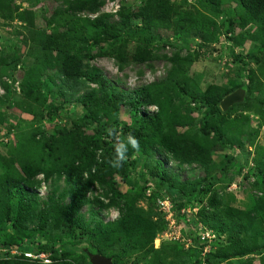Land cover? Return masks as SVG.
<instances>
[{"label": "rangeland", "instance_id": "1", "mask_svg": "<svg viewBox=\"0 0 264 264\" xmlns=\"http://www.w3.org/2000/svg\"><path fill=\"white\" fill-rule=\"evenodd\" d=\"M7 1L10 2V7L4 11L0 9V104L2 103L0 112L5 119L0 125V181L6 175L8 165L15 163L22 155L26 159L25 163L41 165L49 174L48 178L45 174L37 175L35 178L38 184L36 193L39 203L46 202L48 197L56 192V202L65 207L72 203L76 187L83 182L76 175L68 180L66 175L62 176L59 172L66 166H79L81 170L90 171L107 150L103 142L111 146L116 143V139L115 143H112V139L107 138L101 128V124L112 123L114 117L91 119L92 116L82 107L80 101L82 95L96 87L88 84L86 79L67 83L59 71L56 54L49 55L41 49V37L52 34L55 29L65 32L58 27L62 22L61 18L76 19L85 23L109 15L111 23L118 22L120 20L118 13L123 8L137 10L142 7L145 0H107L97 17L87 13L79 15L68 13L67 0ZM191 1L192 7L201 10L215 21L218 32L212 43H207L196 32L189 36L176 37L172 32L154 31L153 36L158 42L149 47L152 62L146 65H121L113 59L83 58L84 73L99 69L112 85L124 92L145 89L174 75L175 80L181 82L188 92L184 94L176 85L170 83L172 108L179 111L174 119L176 130L182 136L202 140L201 121L204 109L194 104L191 98L195 95L205 96L213 85L230 88L246 85L244 84L246 80L241 79L240 75L243 74L240 72H245L244 75L247 76L251 70H256L255 63L250 61L249 57L264 55L262 47L264 39L260 37L259 29L255 25L245 30L238 26L239 5L236 0H224L218 17L211 14L204 0ZM171 2L179 5L186 1ZM15 7L20 9V13L30 11L35 15V29H30L19 21L17 14L14 13ZM135 26L139 27V22H136ZM136 40L141 38L136 36L131 39L126 49L127 54L134 53ZM166 43L167 47H164ZM188 43L189 45H186ZM199 45H203V48ZM77 52L81 56L98 55L101 50L89 41L80 44ZM197 57L200 58L196 60ZM237 57L244 59L242 71L235 62ZM177 58L191 60V63L175 64L173 61ZM180 67L186 69L184 73L180 71ZM247 98L246 94L245 100ZM156 111V107L148 108L149 113L154 114ZM99 116L103 117V114L100 113ZM85 117H89V125L83 121ZM243 117L246 120H243ZM118 120L119 129L127 126L138 130L142 125L139 115L127 107L121 108ZM227 123H234L239 131L230 125H223L225 138L233 145L232 147L229 145L223 147L213 139L209 140L212 163L208 167V173L200 165H182L176 162L164 149L151 142L152 137L138 139L139 150L129 146L126 160L132 162L133 166L129 169L127 179H124L105 159L106 167H102L100 171L102 172L100 180L103 184L95 182L90 185L88 200L81 209V214L92 227L95 221L108 224L119 220L128 207L129 209L136 207L148 214L159 215L161 212L156 209L157 201L167 198L168 195L157 191L151 172L157 168V163H162L181 183L205 179H210L211 183L207 185L209 189L207 195H198L192 203L187 204L189 207L185 209L183 218L175 216L168 222L167 216L165 218L162 213L157 216L159 223L161 224L164 219L162 222H165L166 226L163 225L165 232L155 240L154 249L158 250L164 244H172L178 245V252L183 251L182 249L188 251L183 242L176 244L161 242L160 238L170 232L171 224L175 223L174 219L178 224L175 232L181 233V239L190 238L189 228L198 234L211 225L209 228L215 232L217 244H223L230 236L222 234L224 224L214 220L211 215H209L211 219L208 217V213L213 211L209 203L215 196L217 202L246 211L261 197L257 183L260 179L258 171L260 168L264 169V109L259 110L253 103L250 111L241 108L232 113ZM117 134L121 138L126 137ZM148 144H154V148H149ZM45 146L52 149L51 155ZM17 168L19 169L18 164ZM42 176L46 181L44 189L41 184ZM106 183H111L118 194L113 204ZM150 191L155 193L153 198L148 197ZM189 192L187 187L186 193ZM181 202L187 203L186 199ZM202 207L207 208V211L201 212ZM175 214L177 215L176 211ZM37 216L38 210L32 214L29 222L27 220L22 222L19 233L14 232L13 222L4 220L0 224V264H36L24 261L26 260L24 254L35 255L37 254L35 251L40 248L46 249L45 253L51 256L53 264L56 261L90 264V260L83 256V253L88 251L87 245L74 248L75 241L68 236L55 233L53 228L37 231ZM27 235L30 239L25 238ZM9 244L20 247L21 251L16 255L12 253L15 251L14 248L10 251L5 250ZM64 249L71 255L61 254ZM54 252L58 254L57 258ZM214 252L212 249V253ZM248 259L252 257L244 261ZM120 260L119 257L118 264L131 263H122ZM239 262L240 260L234 261L236 264ZM253 262L261 264L259 258H255Z\"/></svg>", "mask_w": 264, "mask_h": 264}, {"label": "trees", "instance_id": "2", "mask_svg": "<svg viewBox=\"0 0 264 264\" xmlns=\"http://www.w3.org/2000/svg\"><path fill=\"white\" fill-rule=\"evenodd\" d=\"M106 1L67 0V12L73 15L87 13L97 17ZM236 1L239 5L238 26L245 30L249 26L255 25L259 29L260 37L264 39V0ZM204 2L211 14L218 17L224 0H204ZM0 3L2 4L0 9L3 11L10 7V2L7 0H0ZM19 10L15 7L14 13L17 14L19 21L25 23L28 28L35 29V15L30 11L20 13ZM118 16L120 20L115 23L109 21V15H103L94 21L88 20L85 23L76 19L61 18L62 22L58 27L65 32L55 29L52 34L41 37V49L49 55L56 54L59 71L67 83H76L81 79H86L88 84L96 87V89L82 95L80 103L92 116L91 119H103L105 116L114 117L112 123L101 124L104 134L106 133V137L112 139V143H115V137L108 135V129H113L116 133L125 136L131 133L139 140L152 137L151 142L164 149L176 162L182 165H200L208 173V167L212 163L209 140L213 139L223 147L233 146L226 140L223 132V125H230L239 131L238 126L234 123H227V119L231 117L232 113L241 108L250 111L253 103L257 105L259 110L264 109V55L249 57V60L255 63L256 70H251L247 76L241 69L244 59L235 58V62L242 71L240 73L243 74L240 77L242 80H246L244 83L246 85L243 87L230 88L229 86L213 85L205 96L195 95L191 98L194 104H198L204 109V116L201 121L202 140L185 137L180 135L176 130L177 127H175L174 119L179 111L172 108L170 83L176 85L184 94L188 92L181 82L175 80L174 75L166 81L145 89L124 92L112 85L99 69H93L87 74L84 73L83 58L113 59L121 65H146L153 60L149 47L158 42V39L153 36L154 31L172 32L176 37L189 36L196 32L207 43H212L218 32L215 21L187 2L178 5L171 0H145L142 7L137 10L132 11L123 8ZM136 22H139V27L135 26ZM136 36H139L141 40H136L137 45L134 53L127 54L126 49L131 43V39ZM89 41L100 48L101 53L84 56L77 54L80 44ZM167 44H164V47H167ZM105 46L109 48L107 49ZM199 47L203 48V45H199ZM262 47L264 49V41ZM199 58L197 57L196 60ZM173 62L184 65L191 63V60L177 58ZM185 70V68L180 67V71L183 73ZM239 89H244L248 98L244 103L235 105L227 112H223L221 103ZM152 106L157 108L154 114L148 112V108ZM123 107L129 108L139 115L142 123L140 129L127 126L119 129L118 114ZM100 113L103 114V117L99 116ZM243 120L246 118L243 117ZM4 121V115L0 112V125ZM83 121L87 125L90 124L89 117H85ZM103 143L107 147L103 155L105 158L97 161L90 171L81 170L79 166H66L59 172L62 176L66 175L68 180L76 175L83 182L76 187L72 203L65 207L56 202V192H53L46 202L39 203L36 193L38 184L35 182V178L40 174L49 177L43 166L25 163L26 159L22 155L15 160V163L12 162L8 165L6 175L0 181V224L4 220L13 222L14 232L19 233L22 222L24 220L29 222L32 214L38 210L37 231L53 228L55 233L68 236L75 241L74 248L87 245L88 251L84 252L83 256L88 259V253H90L108 257L113 260L114 264H118L117 259L119 257L122 263L131 262L129 264H201L200 248L203 247L199 242L198 234L190 228L188 235L193 247L187 249L188 251L182 249L183 251L178 252V245L172 244H164L160 249H154L155 240L165 232L164 226H166L165 222H162L164 219H161L162 226L157 220V216L161 215L160 212L159 215H154L136 207L130 209L126 207V212L122 214L119 220L108 224L95 221L94 227L85 219V216L81 214V209L88 200L90 185L95 182L103 184L100 180L101 168L106 167L105 159L110 162L115 155V144L111 146L109 143ZM153 145L148 144L151 149L154 148ZM251 145L253 146L254 143ZM45 149H49L48 153L51 155L52 149L49 146H45ZM4 162L8 163L6 160ZM132 166V162L125 160L122 166L116 169L124 179H127L129 169ZM258 172L260 179L257 183V190L261 197L249 210L242 211L226 206L217 202L216 197L212 195L209 204L212 205L213 211L208 213V217L211 219L212 216L214 220L224 224L225 229H223L222 234H227L230 238L221 245L215 242L213 247L215 252H211L207 257V264H236L234 263L235 260H240L238 264H254L255 258H259L261 264H264V169L260 168ZM151 177L156 182L157 191H162L168 195L164 199H169L172 202L178 218H183L182 211L189 207L187 204L192 203L196 196L208 194L207 185L211 183L210 179L181 183L174 174L167 171L162 163H157V168L155 167L154 171L151 172ZM105 185L112 196L111 204H113L114 198L118 194L111 183ZM187 187H189V193H186ZM150 194V196L148 195L149 198L155 196V193H151V191ZM183 199H186L187 203L181 202ZM158 201L156 209L160 211ZM101 204L104 205V203ZM204 208L202 207L200 211H207V208ZM209 227L211 228V225L208 226V230L213 231ZM25 238L30 239V236L27 235ZM6 246L5 250L10 251L14 248L21 251L20 247L17 248L10 244ZM45 252L46 249L44 248L35 251L37 254ZM61 254L71 255L66 249L61 251ZM54 255L57 258L58 254L54 252ZM249 257L252 259L244 261ZM24 261L30 262L25 259ZM54 264L69 263L56 261Z\"/></svg>", "mask_w": 264, "mask_h": 264}, {"label": "built area", "instance_id": "3", "mask_svg": "<svg viewBox=\"0 0 264 264\" xmlns=\"http://www.w3.org/2000/svg\"><path fill=\"white\" fill-rule=\"evenodd\" d=\"M189 5H192L193 2L191 0H185ZM41 184L43 189L46 186V181L45 178L42 176L41 177ZM148 195L150 196V192H148ZM158 205H159V210L160 212L165 216H167V221L169 222L170 220H172L175 216H177L175 214L174 211V206L172 204V202L169 199H164V200H159L158 201ZM185 213V210L182 211V215ZM175 223L171 224V229L169 233H165L163 235L161 239V242H171V243H179V242H183L186 245V249H189L191 247H193V243L191 241L190 238H188V240H183L181 239V233L177 234L175 231L177 229V222L174 219ZM199 236V242L201 243V246L203 248H200L201 250V264H207V257L211 254L213 246L216 242V235L213 233V231H210L208 229L203 230L201 233H198ZM182 240V241H181ZM160 242V243H161ZM158 248V247H157ZM18 252H20L19 250L13 251V254H18ZM26 260L30 261V262H36V264H52L53 261L50 255L46 254V253H41V254H32V253H26L24 254Z\"/></svg>", "mask_w": 264, "mask_h": 264}, {"label": "clouds", "instance_id": "4", "mask_svg": "<svg viewBox=\"0 0 264 264\" xmlns=\"http://www.w3.org/2000/svg\"><path fill=\"white\" fill-rule=\"evenodd\" d=\"M108 135L114 136L116 143L114 145L115 155L114 158L109 162L112 167L119 168L123 162L127 159V151L129 146L134 150H139V140L132 135L128 134L126 137L121 138L113 129H108Z\"/></svg>", "mask_w": 264, "mask_h": 264}, {"label": "water", "instance_id": "5", "mask_svg": "<svg viewBox=\"0 0 264 264\" xmlns=\"http://www.w3.org/2000/svg\"><path fill=\"white\" fill-rule=\"evenodd\" d=\"M246 91L244 89L237 90L235 93L229 95L221 103V109L223 112H227L235 105L244 103L246 98ZM88 257L91 264H114L112 259L102 257L100 255H93L88 253Z\"/></svg>", "mask_w": 264, "mask_h": 264}]
</instances>
